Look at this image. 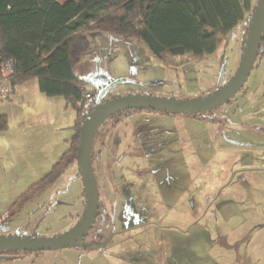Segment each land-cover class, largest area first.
<instances>
[{
  "label": "rangeland",
  "instance_id": "1",
  "mask_svg": "<svg viewBox=\"0 0 264 264\" xmlns=\"http://www.w3.org/2000/svg\"><path fill=\"white\" fill-rule=\"evenodd\" d=\"M244 31L242 21L213 53L200 60L185 55L174 66L139 41L91 33V51L76 65L92 93L84 112L106 87L104 97L186 99L213 91L234 73ZM256 63L230 101L213 109L214 120L141 110L118 115L115 127L110 117L99 125L94 146L102 153L95 150L93 167L116 232L107 244L21 252L0 257V264H264V235L252 248L250 234L239 240L264 228V56ZM76 169L68 166L3 219L0 233L50 237L70 228L84 207ZM113 229L92 228L85 240L106 239Z\"/></svg>",
  "mask_w": 264,
  "mask_h": 264
},
{
  "label": "trees",
  "instance_id": "2",
  "mask_svg": "<svg viewBox=\"0 0 264 264\" xmlns=\"http://www.w3.org/2000/svg\"><path fill=\"white\" fill-rule=\"evenodd\" d=\"M252 6V0H0V78L12 86L36 78L42 92L64 96L75 111L69 147L41 179L11 203L4 219L20 212L75 164L84 104L89 98L84 99L79 91L87 80L74 74V67L91 49V33L116 41H139L160 62L174 66L182 56L200 60L213 53L243 20L246 28ZM263 56L264 30L256 61ZM141 110L145 109L111 115L109 127H115L118 115ZM197 115L208 120L217 117L213 109ZM6 126L5 116L0 115V130ZM95 150L102 153L93 142L92 164ZM105 225L113 229V215L106 214L99 193L92 228L98 232ZM115 233L113 229L108 238L95 243L84 237V248H100ZM21 252L30 253L0 250V257Z\"/></svg>",
  "mask_w": 264,
  "mask_h": 264
},
{
  "label": "water",
  "instance_id": "3",
  "mask_svg": "<svg viewBox=\"0 0 264 264\" xmlns=\"http://www.w3.org/2000/svg\"><path fill=\"white\" fill-rule=\"evenodd\" d=\"M263 30L264 0H256L241 40V55L234 73L219 87L203 96L177 99L150 93L128 92L104 97L108 87L101 90L97 95L98 102L82 115L75 156L76 176L80 178L84 198L80 216L70 228L50 237L22 236L19 230L14 233H0V250L32 253L62 249L76 244L85 247L86 243L82 238L93 227L99 207L98 180L91 159L94 137L99 125L111 115L124 110L145 109L178 114H204L229 102L242 88L254 67Z\"/></svg>",
  "mask_w": 264,
  "mask_h": 264
},
{
  "label": "crops",
  "instance_id": "4",
  "mask_svg": "<svg viewBox=\"0 0 264 264\" xmlns=\"http://www.w3.org/2000/svg\"><path fill=\"white\" fill-rule=\"evenodd\" d=\"M254 2L252 0L253 4ZM96 37L102 38L99 34ZM86 55L88 52L82 59ZM89 62L92 63L90 57ZM76 65L74 74L82 78ZM0 115L5 116L7 121L6 128L0 130L2 220L11 203L41 179L67 150L74 133L71 125L75 119V111L64 96H50L42 92L38 80L33 78L12 86L10 99L0 101ZM245 232L239 240L243 241L246 234H250L251 248L259 246L264 228L256 226V230Z\"/></svg>",
  "mask_w": 264,
  "mask_h": 264
},
{
  "label": "built area",
  "instance_id": "5",
  "mask_svg": "<svg viewBox=\"0 0 264 264\" xmlns=\"http://www.w3.org/2000/svg\"><path fill=\"white\" fill-rule=\"evenodd\" d=\"M79 91L82 93L84 99L92 96V93L87 89L85 84L79 85ZM12 85L6 79L0 78V101L9 100L11 97Z\"/></svg>",
  "mask_w": 264,
  "mask_h": 264
},
{
  "label": "flooded vegetation",
  "instance_id": "6",
  "mask_svg": "<svg viewBox=\"0 0 264 264\" xmlns=\"http://www.w3.org/2000/svg\"><path fill=\"white\" fill-rule=\"evenodd\" d=\"M258 54V53H257ZM256 58H257V56H256ZM260 59H262V58H260ZM258 64V63H257ZM254 66L256 67V60H255V62H254ZM254 68V67H253ZM230 101V100H229ZM109 226V225H108ZM92 229V228H91ZM111 234V231L107 234V238H108V236ZM84 238V237H83ZM86 238V237H85ZM83 241V240H82Z\"/></svg>",
  "mask_w": 264,
  "mask_h": 264
}]
</instances>
